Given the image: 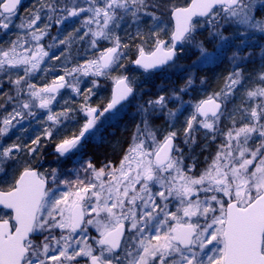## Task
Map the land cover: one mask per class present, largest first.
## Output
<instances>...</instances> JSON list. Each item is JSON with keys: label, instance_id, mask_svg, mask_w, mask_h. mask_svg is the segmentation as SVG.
<instances>
[{"label": "snow or ice", "instance_id": "6c2138e0", "mask_svg": "<svg viewBox=\"0 0 264 264\" xmlns=\"http://www.w3.org/2000/svg\"><path fill=\"white\" fill-rule=\"evenodd\" d=\"M22 2L0 0V37L18 30L15 39H0V264H264V44L250 43L257 35L264 40V0H37L27 17L20 16ZM124 25L126 32L135 27V38L145 43L152 38L151 48L136 45L130 61L145 74L171 68L186 47L198 53L181 86L151 92L138 88L135 77L111 76L126 67L122 49L130 45L117 33ZM53 26L57 34L48 49H71L85 38L93 49L101 42L111 46L38 87L32 78L49 57L41 41ZM201 28L211 50L196 38ZM256 47L261 63L253 77L245 66L255 60ZM225 59L234 67L224 86L194 97L197 84L207 82L200 74ZM77 73L111 76L112 95L103 108L85 97L80 109L86 119L55 143L58 156L74 155L86 138L102 140L105 127L119 123L133 105L139 122L118 164L97 169L87 162L92 180H60L54 169L52 183L67 188L59 191L31 161L42 139L52 141L53 126L72 111H53L61 89L82 94ZM253 78L257 83L248 87ZM96 87L94 79L87 92ZM240 90L241 106L228 113L232 127L221 131L227 105ZM37 108L50 122L43 137L31 146L4 142L26 117L37 116ZM181 122L183 146L177 143ZM201 129L206 140L219 133L224 142L198 171L185 147L191 153ZM21 153L31 159L22 160Z\"/></svg>", "mask_w": 264, "mask_h": 264}, {"label": "flooded vegetation", "instance_id": "af4514ba", "mask_svg": "<svg viewBox=\"0 0 264 264\" xmlns=\"http://www.w3.org/2000/svg\"><path fill=\"white\" fill-rule=\"evenodd\" d=\"M34 5L38 6L37 0H24V2L20 6V16L27 17L29 11L32 9ZM18 20L19 19H16V21ZM67 31L69 30L67 29ZM56 32H57V28L53 26L51 29V33L54 34ZM35 80L39 81L37 77L35 78ZM67 80L70 81L69 79ZM7 90L8 89L6 88L5 91ZM77 97L78 96L71 91V88H64L57 95L56 101H54L51 106L53 111L63 112L64 110L69 108L72 109V111L68 113L67 118L61 116L60 123L58 125L53 126L52 141H49L47 139H42L41 141L42 149L37 155L38 157L36 156V158L31 161L32 166L38 172L47 176L48 186L50 188H54L50 180V176H51L50 174L54 169L58 173V178L60 180L76 181L77 179H82L87 182L93 179L90 171L88 172L84 171V169L87 167L88 161H91L96 166L97 169L109 163L118 164L122 155L127 150L129 144L131 143L132 133L135 130V128H133L134 130L132 129V131L129 132L130 135L128 142H126L124 145L119 144L117 146L121 150L120 153L113 158L109 156L99 158L97 153L99 150L102 151V149L104 148L108 149V147L114 144V141L109 142L108 139H113L112 134L115 129H116L115 132L117 133L116 135L117 139H121L123 137V134H125L124 127H116V128L112 126L105 127L102 140L101 139L97 140L96 138H86L84 141H82L80 148L76 150L74 155H71L70 157L58 156V154L55 152V143L59 142L64 137H70L74 132H78L83 122L86 119L84 113L80 109V105L84 103L83 99L81 98L82 96L80 98ZM65 101H67V103H65ZM108 101L104 105H95V106L91 105V106L103 108L108 103ZM9 110H10V106H9ZM36 112H37V116L35 118L26 117L21 125H18L15 129H13L10 132V136L4 139L5 142L6 143L17 142L31 146V140L34 139L37 135L43 137L44 128L47 127L50 122H47V115L42 113L46 111L38 109ZM3 114H4L3 109H0V116H2ZM30 126L37 127V131H30L29 130ZM24 129H26V131ZM17 137H19L20 139L17 140ZM178 138L181 139V137L179 136ZM179 141L177 140V143H180ZM185 153L191 155V153H188L187 147H185ZM197 154L198 153H196V155ZM20 156L22 160L31 159L30 157L25 156L23 153H21ZM196 162H197V170H200L201 169L200 166L203 164L202 158L200 156L196 157ZM74 170L75 171L77 170L78 172L75 177H74L75 174L72 173ZM55 188H61V187L55 186ZM92 231L94 232V229ZM39 239L40 238L37 237V242H39Z\"/></svg>", "mask_w": 264, "mask_h": 264}, {"label": "trees", "instance_id": "16d2710c", "mask_svg": "<svg viewBox=\"0 0 264 264\" xmlns=\"http://www.w3.org/2000/svg\"><path fill=\"white\" fill-rule=\"evenodd\" d=\"M256 15L260 16L261 13L258 12ZM230 32H231V30L228 31L229 34H230ZM144 34H145V37L148 36L147 29L144 31ZM49 37L50 36L46 37V39H48ZM208 37H209L208 31L201 28L198 31L196 38L198 40H203L205 42L206 47L211 50L213 47V44L209 41ZM256 37H258V36H256ZM256 37H254V38H256ZM125 38H126L125 39L126 43L130 45V47H129L130 60L133 59L137 53V50H136L137 44H144V46L146 48H149L152 46V38H148L147 43H145L143 40H141L139 38H135V33H131L128 36H126ZM254 44L260 45L263 43L260 40L259 42H255ZM187 49H188V52H187ZM254 50L257 52V56H256L255 60L252 62H249L245 66V72L251 74L253 77H254L255 72L259 69L260 63H261L260 57L258 54V52H259L258 47H256ZM69 53H70V55H72V59H74V65H75V63L80 62L79 60H77V58L79 56L74 51L73 52L69 51ZM195 53H196V51L193 48L186 47L185 53H179L178 54V59H177L176 63L184 64V62L182 60L184 54L190 55V57L188 56V60L189 59L193 60L195 58ZM197 55H198V53H197ZM75 61H77V62H75ZM191 63L192 62L186 63V65L183 69H187L188 66L191 65ZM127 64H128V60L124 62L125 66ZM77 65H79V64H77ZM233 67H234V65L231 62H229L227 59H225L222 62L218 63L217 65L212 66L210 70L201 73L200 75L206 77L207 82L204 85H200L198 83L196 86V91L193 92V96L196 98H204V96L207 94L219 91L224 86V78L232 71ZM126 68H124L122 70V72H125ZM168 69L169 70H166L164 72L158 71L152 75H148V74L143 73V71H141V70H133V69L127 68L126 75H129L130 77H135V79L137 81V87L142 88L144 91L155 92L158 89V87H162V86H164L165 88H169V89L173 88V87L181 86L183 84V80L187 74L186 71L174 74V72H170L172 68H168ZM165 72H167V74L170 75V77L168 79H166L165 81H163V74ZM172 74H174V75H172ZM62 75H64L63 71H62ZM48 80H51V78ZM32 82L35 83L37 86H42L43 84H47L49 81L48 82L47 81L38 82L36 80L35 81L32 80ZM256 83H257V81L253 78L248 82L247 86L252 87ZM83 86H84V88H88V86L90 88L92 85L90 86L89 82H88V84H84ZM110 88H111V84L108 83V86L106 87L107 91L103 95L104 97L99 96L100 89L94 91L91 94L88 93L87 90L86 91L83 90V93H85L84 96L90 97L89 100H87V103L89 105H93V106L104 105L110 98V94H111ZM235 97H239V99H237ZM81 98L85 102V98L83 97V95ZM242 99H243V91L240 90L236 93V95L233 97L231 102H234L237 105L241 106ZM134 104H135V102H134ZM134 113H135V107L133 105V107H130L128 109L127 115H125V117L119 123L112 125V127H114V128L124 127L125 134H123V137L121 139H117V137H116L117 133L115 132V130H116L115 129L113 134H112L113 139H108L109 142L114 141V144L112 146L108 147V149L104 148V149H102V151L99 150L97 153L99 158L100 157L102 158L105 156H109V157L113 158L117 154L120 153L121 149L118 148L117 146L119 144L124 145L126 142H128L129 135H130L129 132L132 131V129L135 128V124L139 122L138 117L133 119ZM240 115L241 114L238 113L235 117L238 125L241 122L240 121ZM157 123L162 125V121H157ZM230 124H231V121H230ZM177 129L179 130L178 136H183L182 122L177 125ZM202 132L197 133L198 143L195 145L194 149L196 150V153H198L195 157L200 156L202 158V160H205V158H207V155L211 154L210 152H208V150H209L208 146H211V145H210V141H209L210 139L206 140L205 137L203 136ZM181 139H183V137H181ZM179 140L180 139L178 138V141ZM202 146H205L203 151L201 150ZM210 149H213V147H210ZM202 154H203V156H202ZM200 168H201V166H200Z\"/></svg>", "mask_w": 264, "mask_h": 264}, {"label": "rangeland", "instance_id": "374dc122", "mask_svg": "<svg viewBox=\"0 0 264 264\" xmlns=\"http://www.w3.org/2000/svg\"><path fill=\"white\" fill-rule=\"evenodd\" d=\"M157 2L161 3L162 5H166L168 3V0H157ZM177 2L178 3H183L184 0H177ZM161 11H165V9L164 8H161ZM15 22L16 23H19L20 21L18 20V21H15ZM125 28H127V25H124L120 29L117 30V33L120 36L122 43H126V40H125L126 39L125 38L126 36H128L131 33H135L136 32L135 27L128 28L127 29V32L125 31ZM146 29H147V26H144L143 27V31H145ZM68 30L70 31L71 28H68ZM17 31H18L17 29H12L7 34L6 37H0V39H4L5 41L7 39H15L16 38ZM56 34H57V32L54 33V34L51 33V35H50V37L48 39L45 38L43 41H41V44H43L45 46L46 50L49 51V57L45 58L44 62L41 64V71H38L34 75V77L32 78V80H34V81H35V78L37 77L38 80H39L38 82H45V81L48 82L49 81L48 83H50V82H52V80L55 77H58V76L62 75V71H63V73H65V70H70L72 68L79 67L81 65L86 64V62L89 61V60L97 59L99 57L100 52L105 47L111 46L107 42H101L98 48L93 49V48L90 47V45L88 43V38H85V40L83 42H76V43H74L72 45L71 49L65 48L64 45H57L56 47H53L51 49H48L47 48V45L49 43H52L51 36H54ZM64 34H66V32ZM225 34L226 35H229L228 32H226ZM61 38H62V36H61ZM260 40L261 39H259V37H256V38H253V40L250 41V43L259 42ZM261 41L264 44V40H261ZM151 47H149V48H151ZM185 50H186V48H185ZM62 51H63V55H61V52ZM69 51H71V52L74 51L79 56L77 58V60H79L80 62L75 61L77 63H75V65H74V59H72V55H70ZM122 51H124L126 53V58L123 59L122 62L124 63L125 61L128 60V64L126 65V67L127 68H130V64H131L130 61L132 59L130 60V54H129L130 51H129V48L128 49H122ZM187 52H188V49H187ZM183 53H185V51ZM136 55H137V53H136ZM136 55H135V57H136ZM55 56H60V58H62V59H58V60L57 59H54L53 57H55ZM188 56L190 57V55L184 54V56L182 58L184 64H181V63L174 64L171 67L172 69H171L170 72H174V74L184 72L185 69H183V68L185 67L186 63H189V62H192L193 63V61H195L197 59V56L198 55H197V52H196L195 53V58L193 60L192 59H189L188 60ZM135 57L133 59H135ZM77 64H79V65H77ZM127 68H126L125 72H122L123 69H117V70H115V71H113L111 73V76H116V75H119L121 73H123V74L126 75ZM167 70H169V69H167ZM174 74H172V75H174ZM77 76H78L79 80L81 81V83L79 84V87H80L81 93H82L81 95H77L78 96L77 98H80L82 95H83L84 98L86 97V96H84L85 93H83V90L86 91L89 88V86H88V88H84L83 85L84 84H88V82H89V85L91 86L92 85V81L94 79L98 82L99 87L94 88L93 89V92L100 89L99 96L100 97H104L103 95L107 91L106 87L108 86V83L111 84V88H110V92H111V89H112V86H113V80H112L111 76H108V77H105V76L93 77L91 75H89V76H83L82 74H79V73H77ZM169 77H170V75H168L167 72H165L163 74V81H165ZM50 78H51V80H48ZM66 79H69L70 81H72L73 78L71 76H68V77H66ZM162 87H164V86H162ZM235 98L239 99V97H235ZM239 107L240 106L237 105L234 102H231L230 101L228 103V105H227V111L225 113V116L222 117V119H221V123H220V129H221V131H227L229 128L232 127V121L228 118V113L233 112L235 109H237ZM37 110H38V108L35 109V111H37ZM42 113L47 115V112H42ZM238 113L240 114L239 111H237V112L235 111V113H234L235 114V117H236V115ZM39 114H41V113H39ZM230 121H231V124H230ZM236 124H237V122H236ZM239 125L237 124V126H239ZM29 130L30 131H37V127L30 126ZM200 132H202L203 133V136H204V130L201 129ZM210 135L211 134H209V137H210ZM9 136H10V134H9ZM179 137H183V136H179ZM96 139L98 140L99 138H96ZM182 141H183V139H180L179 142L182 143ZM209 141H210V145L211 146H208L209 147L208 152H210L211 154L210 155H207L208 161H210L211 157L216 153L218 145H220V144H222L224 142V137L221 136L219 133H217L216 140L215 141H212L210 139ZM4 142H5V140H4ZM194 147H195V145L193 146L192 151H191V155L192 156H196V150L194 149ZM210 147H213V149H210ZM205 166H206V158H205V160H203V164L201 165V169L200 170H202ZM78 171H79V169H78ZM72 173L75 174L74 175V177H75L78 172H77V170L76 171L74 170ZM50 180H51V176H50ZM51 184L54 186V188H55V186L61 187V188H58L59 191H65V190H67L66 186L63 185V184L54 185L52 183V180H51ZM59 191L57 192V194H59Z\"/></svg>", "mask_w": 264, "mask_h": 264}, {"label": "water", "instance_id": "95a60500", "mask_svg": "<svg viewBox=\"0 0 264 264\" xmlns=\"http://www.w3.org/2000/svg\"><path fill=\"white\" fill-rule=\"evenodd\" d=\"M23 2H24V0H23ZM23 2H22V3H23ZM131 66H132V68H137V67H136L135 65H133V64H132ZM112 89H113V87H112ZM61 90H62V89H61ZM111 95H112V93H111Z\"/></svg>", "mask_w": 264, "mask_h": 264}]
</instances>
